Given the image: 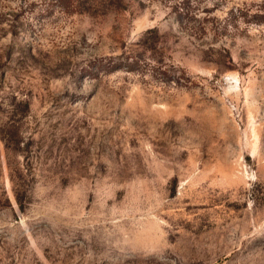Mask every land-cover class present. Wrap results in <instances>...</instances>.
Returning a JSON list of instances; mask_svg holds the SVG:
<instances>
[{
    "label": "rangeland",
    "instance_id": "obj_1",
    "mask_svg": "<svg viewBox=\"0 0 264 264\" xmlns=\"http://www.w3.org/2000/svg\"><path fill=\"white\" fill-rule=\"evenodd\" d=\"M0 264H264V0H0Z\"/></svg>",
    "mask_w": 264,
    "mask_h": 264
}]
</instances>
